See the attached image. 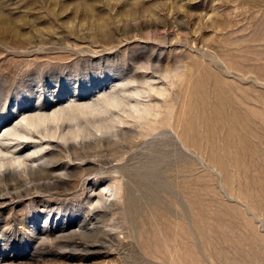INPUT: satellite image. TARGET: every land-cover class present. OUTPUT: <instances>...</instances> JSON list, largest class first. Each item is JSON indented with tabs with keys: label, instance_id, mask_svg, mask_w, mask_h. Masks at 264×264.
<instances>
[{
	"label": "rangeland",
	"instance_id": "1",
	"mask_svg": "<svg viewBox=\"0 0 264 264\" xmlns=\"http://www.w3.org/2000/svg\"><path fill=\"white\" fill-rule=\"evenodd\" d=\"M0 147V264H264V0H0Z\"/></svg>",
	"mask_w": 264,
	"mask_h": 264
},
{
	"label": "bare ground",
	"instance_id": "2",
	"mask_svg": "<svg viewBox=\"0 0 264 264\" xmlns=\"http://www.w3.org/2000/svg\"><path fill=\"white\" fill-rule=\"evenodd\" d=\"M146 84H148L146 88L141 89L143 86L140 88L143 91L139 90V87H133V85H132L133 88H130L128 90L129 91L131 90V92L137 96L143 95L144 93H146L147 90H149L151 92L153 90H155V91L158 90L154 87L155 85H153L152 83L148 82ZM123 90H126V89H123ZM160 90H162V89H160ZM151 92H149V93H151ZM158 94H159V92H158ZM130 100H129V98L123 97L122 95L120 96V95H118V93L114 92V94L107 97L106 103L110 107H116V108H120L122 106L124 107L126 105L129 106L130 109L128 110V112H129L130 116H132L133 113H139L140 117L145 116V114H147V115L152 114L153 115V111H151V109H149V108L147 110L144 109L145 113H144V115H141L142 111H144V110L141 109V107H140L141 106V104L139 102L140 100L136 101L134 103H133V101L131 102ZM141 103H142V101H141ZM88 107H89V111H94L96 109L95 105H88ZM123 110H124V108H123ZM65 113L66 112L59 110V111L53 113L52 115H47L46 113H36L34 115H31V116H24V117H22L23 123H21L20 126H17V127L14 126V127L10 128L9 130L6 131L5 135L10 137V138L8 137V140L10 139V140L14 141L16 139V140L20 141L22 139L32 138L33 137V135L31 134L32 129H38L41 126H44L43 131L40 129L37 130L42 135L43 138L61 137V139H66V140L69 138H76L77 139V138H84L86 136L92 135L94 133L93 130L95 128H98L99 131H107V130L109 131V130L115 129L117 127V123L124 122L123 121L124 119L122 120L121 117L117 113V114H113V116H111L106 121H103L99 124L98 123H96V124L94 123L93 125L91 124L92 126H90V127L89 126L86 127V126H83L81 124H77L74 127H71L70 129H68L67 131H64L61 129L59 130V128H61L59 126L55 129L54 128L52 129L50 126H48V123L50 121H58L60 123V120L65 118V116L67 115V113L66 114ZM155 114H157V113L155 112ZM8 143H10V141H8ZM18 144H21V142H19ZM47 144H50V142ZM44 148H45V146H43L42 144H39V145L36 144L35 145V151L32 153V155L36 154V153H40L41 151H43ZM0 154H3V150L1 149V147H0ZM44 156H45V154H42V156L39 159L42 160V158H44ZM29 157H30V155H29ZM28 162H29V159L27 157H23L21 154L14 155L11 158H6V157L4 158L1 156L0 157V174L1 173L7 174V171H9V173H11L10 170H8V169H10V168H8V166H12V165H17V167H19L21 169L20 172H18V170H16L18 172V174L19 173L22 175H23V173L29 174L31 171L30 169H34L36 166L30 165V164H28ZM39 167L43 168V166L41 164L39 165ZM108 192H111V194L108 196L114 195V192L112 191L111 187H109ZM104 195H107V194L104 193ZM105 201H107V200H105Z\"/></svg>",
	"mask_w": 264,
	"mask_h": 264
}]
</instances>
